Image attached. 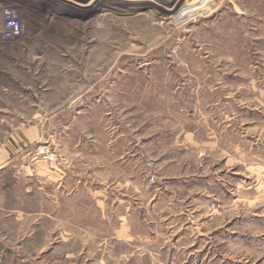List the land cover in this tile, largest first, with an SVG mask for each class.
Here are the masks:
<instances>
[{"label": "rangeland", "instance_id": "rangeland-1", "mask_svg": "<svg viewBox=\"0 0 264 264\" xmlns=\"http://www.w3.org/2000/svg\"><path fill=\"white\" fill-rule=\"evenodd\" d=\"M86 3L0 0V264H264V0Z\"/></svg>", "mask_w": 264, "mask_h": 264}, {"label": "bare ground", "instance_id": "bare-ground-1", "mask_svg": "<svg viewBox=\"0 0 264 264\" xmlns=\"http://www.w3.org/2000/svg\"><path fill=\"white\" fill-rule=\"evenodd\" d=\"M85 1H87L86 6H90L91 8L97 7L99 9H101V8L103 9L105 7H114L116 9H119V7H120V9H121L122 7H125V8L139 7L140 5L143 4L142 2L144 0H85ZM0 10H1V12H4L3 8ZM4 30H5V28H4V24L2 21L0 33H3Z\"/></svg>", "mask_w": 264, "mask_h": 264}, {"label": "built area", "instance_id": "built-area-1", "mask_svg": "<svg viewBox=\"0 0 264 264\" xmlns=\"http://www.w3.org/2000/svg\"><path fill=\"white\" fill-rule=\"evenodd\" d=\"M2 8L4 12H1V19L3 21L5 30L1 34L6 36L10 32L13 35H18V34L20 35L21 26L16 25V21L18 19L15 16L16 11L14 10V8H10V7L9 8L2 7Z\"/></svg>", "mask_w": 264, "mask_h": 264}]
</instances>
